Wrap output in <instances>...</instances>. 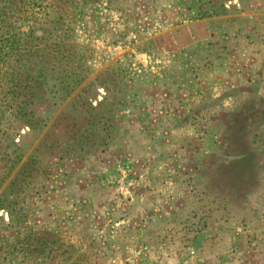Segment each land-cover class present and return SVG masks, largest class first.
<instances>
[{"label":"rangeland","instance_id":"1","mask_svg":"<svg viewBox=\"0 0 264 264\" xmlns=\"http://www.w3.org/2000/svg\"><path fill=\"white\" fill-rule=\"evenodd\" d=\"M76 2L30 21L68 57L54 88L0 113V245L48 264H264V0Z\"/></svg>","mask_w":264,"mask_h":264},{"label":"trees","instance_id":"2","mask_svg":"<svg viewBox=\"0 0 264 264\" xmlns=\"http://www.w3.org/2000/svg\"><path fill=\"white\" fill-rule=\"evenodd\" d=\"M76 1L0 0V65L5 68L9 67L7 61L11 58L17 66L14 73L13 68L12 73L8 72L9 68H6L7 72L4 73L0 67V96L3 95L0 99L1 114L5 112V108L10 107L12 110V97L14 95L21 96V90H25L27 87V90L30 89L31 93L33 92L31 98L37 102L43 100L45 95L54 88L50 83L54 75L49 71H54V65L62 64L68 57L60 55L62 52L58 48L59 45L53 46L47 52L40 48V44L34 46L33 42L39 40L36 32L38 30L44 32V30L41 27L36 29L38 26H32L30 21L33 18L36 19L37 16L44 17L51 14L57 18L56 21H52V25H54L58 20H63V11L72 6V10L75 9L79 3ZM34 49L36 50L32 52ZM31 59H35V61L31 62ZM28 83L31 85L28 86ZM22 114L23 112L19 115ZM11 115L14 114L11 112ZM8 130L10 129L8 128ZM44 248L42 245L34 246L21 242L5 244L3 240L0 245V264H18L19 258L20 264H48L49 257L32 260V253L45 254L47 249Z\"/></svg>","mask_w":264,"mask_h":264},{"label":"water","instance_id":"3","mask_svg":"<svg viewBox=\"0 0 264 264\" xmlns=\"http://www.w3.org/2000/svg\"><path fill=\"white\" fill-rule=\"evenodd\" d=\"M2 213H0V215H1Z\"/></svg>","mask_w":264,"mask_h":264}]
</instances>
